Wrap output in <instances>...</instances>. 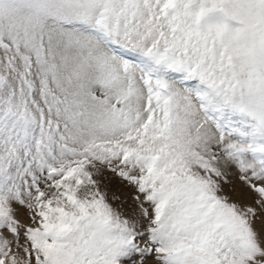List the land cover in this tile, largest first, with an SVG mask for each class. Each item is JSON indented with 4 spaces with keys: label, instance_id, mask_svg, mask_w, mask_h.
<instances>
[{
    "label": "snow or ice",
    "instance_id": "1",
    "mask_svg": "<svg viewBox=\"0 0 264 264\" xmlns=\"http://www.w3.org/2000/svg\"><path fill=\"white\" fill-rule=\"evenodd\" d=\"M0 264H264V0H0Z\"/></svg>",
    "mask_w": 264,
    "mask_h": 264
},
{
    "label": "rangeland",
    "instance_id": "2",
    "mask_svg": "<svg viewBox=\"0 0 264 264\" xmlns=\"http://www.w3.org/2000/svg\"><path fill=\"white\" fill-rule=\"evenodd\" d=\"M109 192L110 194L116 192L121 195H127V189L124 188L123 185L120 184L118 180H112L109 184Z\"/></svg>",
    "mask_w": 264,
    "mask_h": 264
}]
</instances>
